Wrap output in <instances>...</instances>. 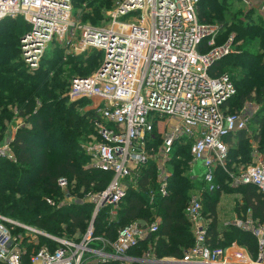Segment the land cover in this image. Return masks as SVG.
I'll use <instances>...</instances> for the list:
<instances>
[{
  "label": "built area",
  "instance_id": "2783aa9c",
  "mask_svg": "<svg viewBox=\"0 0 264 264\" xmlns=\"http://www.w3.org/2000/svg\"><path fill=\"white\" fill-rule=\"evenodd\" d=\"M241 1L249 10H264V3L258 0ZM200 2L123 0L111 13L109 24L93 26L81 25L72 0H0V21L23 18L29 24L20 47L32 70L40 67L46 52L55 46L67 55L91 50L102 53L93 74L71 78L67 94L71 100L92 101L90 109L98 118L93 121L95 134L85 150L93 157V167L113 172L109 185L94 201L93 218L79 240L52 236L0 213V264H122L124 256L132 258L129 264H140L136 259L144 260L142 264H264V219L256 221L248 209L231 223L256 237V256L236 244L219 246L205 219L202 196H192L186 206L194 244L181 257H157L152 251L143 256L133 253L149 235L160 231L161 217L144 223L132 221L120 228L113 241L94 235L99 211L111 206V216L117 215L127 185H137L139 171L149 160L155 159L158 176L159 172L167 176H162L159 192L170 194V173L158 165V150L150 144L155 133L162 138L160 152L169 159L180 139L191 142L192 159L203 161L202 192L221 189L218 167L231 176L227 168L231 143L226 137L240 131L253 133L259 109L246 102L239 110L230 111L226 103L236 93L232 81L225 74H211L218 61L234 52L235 35L218 45L222 26L199 21ZM24 123L23 117L17 118V127ZM164 125L166 129L158 131ZM3 157L15 159L10 143H0ZM252 157L255 162L235 182L253 185L264 194V150L254 151ZM58 186L65 190L68 179L60 177ZM156 194L150 190L151 210L157 209ZM42 237L57 246H43L30 253V245H37ZM95 241L101 245L94 248Z\"/></svg>",
  "mask_w": 264,
  "mask_h": 264
},
{
  "label": "trees",
  "instance_id": "16d2710c",
  "mask_svg": "<svg viewBox=\"0 0 264 264\" xmlns=\"http://www.w3.org/2000/svg\"><path fill=\"white\" fill-rule=\"evenodd\" d=\"M72 1L74 11L78 5L87 2L86 7L90 12L86 19L96 24L103 9L115 0ZM226 2L224 4L228 8ZM221 3L219 0H201L197 9L199 21L204 24L211 21L208 10H226ZM230 16L231 21H218L222 31L217 44L225 43L234 34V50L238 51L218 61L211 74H225L232 81L236 93L226 103L230 111L239 110L246 102H257L262 107L253 120V133L240 131L226 137L231 143L227 162L229 170L233 163L240 160L247 163L254 151L264 150V16L253 9L245 13L244 19H235L234 13ZM29 28L23 18L0 21V143H10L15 154V159L0 158V213L56 236L64 235L62 224L72 232L85 233L93 218L95 203L73 204L57 209L46 199L51 196L58 199L60 196V177H66L68 181L75 178L80 186L92 187L99 193L107 188L113 178L111 171H103L92 165L86 167L91 156L86 152L84 143L91 141V136L95 134L93 121L98 114L95 110H86L90 99L71 100L67 94L71 78L88 76L91 71L97 70L102 53L94 50L92 53L67 55L63 48L55 46L46 52L40 67L32 70L24 62L20 47V40ZM18 117L25 119L20 127L16 125ZM14 128L17 129L15 134ZM160 140V134L155 133L150 144L156 147ZM190 158L191 142L175 143L167 164L171 171L170 194L167 196L158 190L156 161L149 160L139 171L137 185L129 183L117 216H111V206L99 211L94 222V235L113 241L120 228L139 216L143 215L145 221L150 220V190L154 189L157 192L154 206L163 217L161 229L149 235L140 245L153 241L161 246L158 257H181L184 247L194 244L191 224L185 214L188 199L192 190L204 187L203 180H194L189 175ZM216 174L219 184L221 177L229 176L221 167L217 168ZM240 190L243 192L245 212L251 209L253 215L260 214L263 220L264 194L253 185L241 186ZM220 192L221 189L216 192L204 189L202 192L203 203L210 206L214 218ZM230 227V233H227V228L223 230L228 243L236 238L240 245L248 246L251 251L255 249V243L248 233ZM210 231L214 243H218V237L223 232L220 233L215 220ZM156 236L159 239H154ZM186 237H190V240ZM40 241L57 246V243L44 237ZM41 243L30 245L29 252L39 249ZM138 250L135 248L133 253L140 254ZM253 252L256 256V249ZM84 264L92 263L86 261Z\"/></svg>",
  "mask_w": 264,
  "mask_h": 264
},
{
  "label": "rangeland",
  "instance_id": "374dc122",
  "mask_svg": "<svg viewBox=\"0 0 264 264\" xmlns=\"http://www.w3.org/2000/svg\"><path fill=\"white\" fill-rule=\"evenodd\" d=\"M120 1L121 0H119V1L115 0L109 6L104 8L103 14H102L101 18L96 22V24H94L90 19H86L87 14L90 12L89 10H87V7H86L87 2L83 3L82 6L78 5V8H75V10H76L75 14L79 18L81 25L89 24V25H93V26H103V25L109 24L110 15L112 12L115 11L116 6L118 5V3ZM219 1L220 2L222 1V3H223V4L221 3L222 7H224V5H225L224 3L227 1L226 3L228 4V8L225 5L226 10L222 9V8L214 9V10H208V12L210 14V16H208V18L211 19V21L206 22L207 24H219L218 21L220 19H227L228 21H231V16H230L231 13L235 14V19L237 17L244 19L245 13H247V11H249L247 9V6L242 1H236V0L235 1H233V0H231V1L219 0ZM207 7H209V5L206 6L205 8H207ZM218 14H222V15H218ZM255 19H258V18L255 17ZM262 19L264 20V18H262ZM258 21L259 20H257V22ZM263 23H264V21H263ZM255 49L258 50V48H255ZM93 51L94 50H91L90 53H92ZM234 51H238V50L235 49ZM218 71H220V70L218 69ZM93 72L91 71L90 75L93 74ZM252 103H253L254 108L257 107L259 110L261 109V107H262L261 104H258L257 102H252ZM91 105H92V101H91V103L86 104V106H85L86 110H90ZM164 128L166 129V125H164ZM93 136H94V134L91 136V139ZM89 142L90 141H87L84 143V148L86 145H89ZM178 142L188 143V141L183 140V139H180V141H178ZM161 145H162V138L159 141V144L156 145V148L158 150L157 154L161 153L160 152L161 151ZM250 157H251V154H250ZM242 161L243 160H240L238 163H236V162L233 163V166L230 168L231 169L230 170L231 176L230 175L228 177L224 176V177H221L219 179L220 184H221V192L219 194L220 200H218V203L216 205V210H215V214H214L215 218L212 215V211L210 210V206H207L204 203V215H205V219L208 221V224H210V227H211L212 223L215 220L216 225L218 226V229L220 230V233L223 232V235L221 234L222 236H221V238H219V242L217 243L219 246L232 247L233 244H236L237 246H242L239 244V242L236 238H234L230 243H228V239L226 238V235L223 231L224 229L227 228V233H230L231 229H232L230 226H232L231 223L233 222L234 218L236 216L240 215L242 212L246 213L245 208H243L244 207L243 206L244 200H243V192H242V190H240L241 185H237L235 182V179H237V177L240 175V173L245 168H247L248 166L253 164L255 162V159L253 157H251L249 161H246L247 163H244ZM189 162H190V169H191L194 165L193 159L190 158ZM201 162L203 164L202 160H201ZM93 163H94V160H93V157H91V160L86 165V167L92 165ZM197 166H198L197 172L201 173V171L199 169V166L201 167V164L198 163ZM128 187H129V185H127V188ZM194 194L195 193H192V192L190 193L188 201L191 200V198ZM59 195L60 196L58 197V199H56L53 196L48 197L46 199L47 203L53 205L57 209L60 207H67V206H70L73 204H81V203L93 204L94 201L97 200V196H99V192H96L92 187L85 188L83 186H80L77 179H75V178L70 179L69 178V186L65 190L60 189ZM49 200H51V202H49ZM240 207H242V208H240ZM151 215H152L151 219L147 220L146 222H150L151 220H154L155 218H160V217L163 220L161 212L158 211L157 209L152 210ZM116 216L112 215V217H116ZM143 217H144L143 215L139 216V218L135 221H140V222L144 223L145 220L143 219ZM253 217L256 221L259 219H262V215H260V214H256V215L254 214ZM20 222H22V221H20ZM90 222H91V220H90ZM90 222H89V225H90ZM22 223H25V222H22ZM25 224H27V223H25ZM62 228L64 230V235L57 236V237H61V238H65V239H76V240H79L82 237L83 232H80V231L72 232V230L67 228V225H65V224H62ZM243 232L248 233L250 235L252 242L255 243V249L257 250L256 237L249 231L248 232L243 231ZM47 233L52 235V236H56V235L51 234L49 232H47ZM95 237L101 238L102 236H96L95 235ZM193 238H194V236H193ZM154 239H159V238H157V236H156ZM186 239L190 240V237H186ZM40 243H41V241H39L38 244H40ZM100 245H101V243L99 241L93 242L94 248L99 247ZM43 246L54 247L50 244V242L41 243L40 248ZM242 247L247 248L251 254H253L254 253L253 251H255V249L253 251H251V249L248 246H246V247L242 246ZM160 248H161V246L157 243H153V241H151L150 243H143L138 247V249H139L138 251L140 253V254H138V256H143L148 251H152V253H154L158 257L160 254ZM184 248L185 249H183V251L188 249L189 247H184ZM174 258H176V257H174Z\"/></svg>",
  "mask_w": 264,
  "mask_h": 264
},
{
  "label": "crops",
  "instance_id": "0c3cea01",
  "mask_svg": "<svg viewBox=\"0 0 264 264\" xmlns=\"http://www.w3.org/2000/svg\"><path fill=\"white\" fill-rule=\"evenodd\" d=\"M258 1H259V3H264V0H258ZM255 11H256V13H257L258 15L260 14V15L264 16V10H259V9H258V10H255ZM163 128H164V127L159 126V127H158V131L163 132V131H164ZM16 130H17V129H15V128L13 129V133H14V134H15ZM158 131H157V132H158ZM157 157H159V160H157V161H158V165H159V166H162L163 170H165V172H166L167 174L170 173V175H171V172H170V170H169L168 167H167L169 157H166L163 153L157 154ZM193 162H194V165H193V167L189 170V175H190V177H191L192 179H194V180H198V179H201V180H202V177H203V171H204L203 164H202L201 161L194 160V159H193ZM198 163L201 164V167L199 166V169H200L201 173L197 172V168H198L197 164H198ZM162 176H166V174H165V175H162V174L159 172V176H158V178H156V181H157L158 183L161 182V181H164V180H161V179H162ZM168 177H169V176H168ZM166 178H167V176H166ZM192 193H195V194H194L195 196H203V193H202L201 189H194V190H192ZM194 195H193V196H194ZM166 257H169V256H166ZM173 258H174V257H173Z\"/></svg>",
  "mask_w": 264,
  "mask_h": 264
},
{
  "label": "water",
  "instance_id": "95a60500",
  "mask_svg": "<svg viewBox=\"0 0 264 264\" xmlns=\"http://www.w3.org/2000/svg\"><path fill=\"white\" fill-rule=\"evenodd\" d=\"M103 66V65H102ZM102 66L100 67L102 69ZM132 260L131 257H128V256H124L123 257V263L122 264H129L130 261ZM136 261H138L140 264H142L143 262H145L144 260L142 259H136ZM120 264V263H119Z\"/></svg>",
  "mask_w": 264,
  "mask_h": 264
}]
</instances>
